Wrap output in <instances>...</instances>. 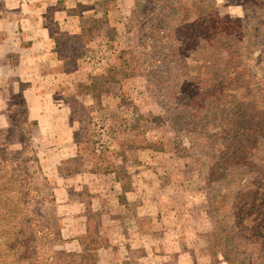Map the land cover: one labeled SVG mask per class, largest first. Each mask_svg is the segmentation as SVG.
<instances>
[{
  "label": "trees",
  "instance_id": "trees-1",
  "mask_svg": "<svg viewBox=\"0 0 264 264\" xmlns=\"http://www.w3.org/2000/svg\"><path fill=\"white\" fill-rule=\"evenodd\" d=\"M240 4L242 17L219 16L214 1H177L164 10L154 8L146 38L150 54L142 56L148 57L141 64L145 68H137V49L123 51L119 69L90 77L82 87L99 106L98 86H122L133 76L127 70L134 64L138 74L148 71L159 82L165 92L162 106L168 107L163 112L168 119L175 116L174 123L176 114L179 118L173 127L175 156L191 158L205 182L206 215L212 220V231L206 235L210 264H264V0ZM86 10L85 5L68 9L72 22L60 33L65 45L75 47L78 40L100 36L105 30L111 41L115 30L107 19L84 17ZM27 87L18 86L24 105L22 92ZM79 142L66 175L112 171L111 165L102 169L99 163L88 170L83 163L75 165L81 157ZM86 142L96 151L98 143ZM9 146L0 144V264H98L97 247L104 239L94 220L97 214L84 209L87 227L78 239L80 251L59 249L66 223L46 207L55 198L44 197L42 188L33 183L40 168L38 158L25 157L22 170L15 172ZM129 148L147 150L151 145L130 143ZM117 155L125 161L123 153ZM101 159L97 155L98 162ZM120 175L116 172L117 178ZM119 201L126 203L124 196Z\"/></svg>",
  "mask_w": 264,
  "mask_h": 264
},
{
  "label": "rangeland",
  "instance_id": "rangeland-1",
  "mask_svg": "<svg viewBox=\"0 0 264 264\" xmlns=\"http://www.w3.org/2000/svg\"><path fill=\"white\" fill-rule=\"evenodd\" d=\"M77 1L86 2V4H81L87 7L83 16L92 17L93 14L89 12L93 7L90 3L92 0H74V2ZM177 1L183 4L184 1L192 0L104 1L107 10L119 11L111 18L114 19L111 23L117 24L118 28L110 26L108 18L105 17L108 26L115 30L111 41L105 36L106 30L100 36L73 41L77 45L75 47L69 45V47L72 49L74 59L70 64H66V69L69 70L67 73L69 79L67 82L62 80L57 84L59 87L64 85L68 90L67 96L61 99L57 98V100L68 102L76 112L74 124H72L73 121L68 120L69 126L73 127V133L80 140L79 156L81 157L75 165L83 163L82 168L87 170L91 169L94 163H99L102 169L111 165L112 171L121 174L119 180L122 181L124 189L136 187L142 190L141 196L130 200V205L126 202V207L121 210L114 205L112 196L114 193H111V197L108 198L106 208L94 212L90 207V195L85 193L86 191L74 192L67 186L56 188L60 179L47 176L54 171V169H50L52 168L50 152L53 148L58 147L57 141L60 140L58 137H61L64 143L66 142L70 128L58 130L57 135L52 134V142L43 140L46 136L47 139L50 138L48 137L49 133H46L48 131L45 130L46 134L44 135V131L37 130L36 123L28 117L26 103L24 105L18 98V86L24 84L18 80L17 74H15L18 55L12 52L7 57L8 63L14 66L12 69L5 67L7 61L5 55L0 56V80L7 74L13 73L9 81L0 82V144L10 145L8 151L11 152V166L15 172L22 170V159L25 157L35 155L38 158L40 168L39 171L37 169L36 175L32 176L33 183L36 187L42 188L44 197L49 199V194H51L55 198V201L53 199V202L47 204L46 207H51L56 217H61L62 222L70 224L72 222L70 216L76 213V209L80 211L89 208L94 214H97V217H93L99 223L100 235L105 242L101 245L98 244L97 255L99 252L104 254V250L115 254L109 258H103L104 261L98 262V264H180L183 261L179 259V256H185L186 262L190 261L191 264H210L211 262L206 235L212 231V220L206 215L208 193L205 182L202 177L197 175L191 158L175 156L173 127L178 124L179 118L176 114L175 123L172 121L175 116L171 115V121L168 119V114H166L168 107L162 106V102L164 103L165 100L161 95H165V92L161 90L159 82H156L148 71L145 72V76L138 74L135 70L136 65L132 64L133 66L127 72L133 76L129 77L126 82L124 81L122 86H98V91L102 96L99 106L87 105L86 100L81 97V94L84 93L82 87L85 83H89L90 77L102 74L108 69L117 70L121 67L119 57L123 51L137 49L139 51V54H135L138 57L137 68L143 70L145 67L141 64L147 62V56L150 54L146 47L148 45L146 38L150 33L149 23L152 21L154 8L164 10L166 4H174ZM213 1L219 16H243L244 11L240 4L242 0H195L198 3ZM8 36L16 35L0 34V45L2 40ZM56 39H59L60 46L65 45L66 38L61 37L58 32ZM2 51L0 50V55L4 53ZM144 54L147 56L142 57ZM77 56L78 62L76 61ZM100 56L105 59V62L101 66L95 67L94 64ZM125 58L128 59L129 54ZM161 79L163 82H168L165 75H162ZM91 106L94 108L92 112L85 110V107ZM164 110L166 112H163ZM61 117H67V114ZM24 119H26L25 122ZM102 134H104V138ZM99 138L103 140L101 146ZM87 140L98 143L96 151H92V146L86 142ZM145 142L150 144L151 149L157 153L152 157L154 164H150L149 161L148 150L150 149L139 150L143 153H138V158L136 151L129 148L130 143L142 145ZM20 143H23V146ZM118 153H123L125 161L117 155ZM97 155L102 158L101 162H98ZM138 159L144 163L147 161L149 164H143V168L140 169V165L137 163H141V161ZM70 165L69 161L67 168H63L61 172L65 173ZM145 169L148 170L146 176L137 178V180L133 179L132 171L141 174ZM34 170L36 167L30 168L29 173ZM144 180L147 181V184L144 183ZM99 183L104 185L110 182L101 178ZM144 205L147 207L145 210L142 208ZM143 212L150 214L151 222L139 221L137 227L142 233L151 232L154 239L148 245L146 252L143 248H136L141 242L131 241L134 239L132 237L134 232L132 221L142 219ZM84 213L88 215L87 212ZM121 219L123 220L120 222ZM119 223L126 228L123 240H118V235L114 236L115 228ZM158 240L161 242H157ZM63 242L64 240H62L59 249L64 250ZM182 250L186 254L182 253ZM130 252L133 253L130 254ZM125 253L130 255L129 258L124 256ZM145 254L151 255L148 260L140 259Z\"/></svg>",
  "mask_w": 264,
  "mask_h": 264
},
{
  "label": "crops",
  "instance_id": "crops-1",
  "mask_svg": "<svg viewBox=\"0 0 264 264\" xmlns=\"http://www.w3.org/2000/svg\"><path fill=\"white\" fill-rule=\"evenodd\" d=\"M104 1L107 0L90 1L93 7L90 8L89 12L93 14L92 17L94 18H108L110 26L118 28L117 24L111 23L112 20L114 21V19L111 18L119 11L115 10L111 12V10H107L104 6ZM82 3L86 4V2H74V0H0V34L16 35L14 37L8 36V38L2 40L0 50H4L2 51L4 53L0 56L4 54L5 60H7L8 55L12 54V52L18 55L15 74H17L16 76L20 82L29 84L22 92V96L26 103L28 117L36 123L37 130L44 131V135L49 133L48 137L50 138L47 139L46 136L43 140H51L50 142H52L53 137L51 138V136L57 135L58 130L70 128V133H68L66 142L64 143L61 137H58V139H60L57 141L59 144L58 147L53 148L50 152L52 156L50 161L52 162V168L50 169H54V171L47 176L60 179L56 188L67 186L74 192L86 191L85 193L90 195V207L94 212L106 208L108 198L111 197V193H114V195H112L114 197V205L121 210L126 207V203L120 204L119 199L121 196H124L127 204L130 205V200H135L137 197L141 196L142 190L136 187L124 189L122 181L116 176V171H111L106 174L83 172L70 175L61 172L63 168H67V163L77 156V141L79 139L76 138V135L73 133V127L71 128L68 123L70 119L71 122L73 121L72 124H74L72 106L68 102L64 103L63 101L61 102V100H57V98L61 99L67 96V87L64 85L59 87L57 84L62 80L68 81L69 74L67 73L69 70L66 69V64H70L74 57L72 49L69 46H60V44H57L59 39H56V33H61L70 27L72 17L68 16V9L75 5H81ZM76 61L78 62V56ZM5 67L8 69L14 68V66L8 63V60L6 61ZM12 74H7L0 82L4 83L9 81ZM46 85L48 86L46 87ZM78 95L80 94L78 93ZM81 97L86 100L87 105L94 104L88 90L84 89V93L81 94ZM65 114H67V117L62 118L61 116ZM45 130L48 132L45 133ZM135 151L137 154L136 156L139 158L138 153L142 151ZM148 151L150 154V164H154V159L152 157L157 153L152 149ZM138 160L141 161V159ZM137 164L140 165L139 168L141 169L143 168V164L148 165L149 163L147 161L145 163L141 161V163ZM146 171L148 170L145 169L141 174L132 171L133 179L135 178V180H137V178H141L144 175L146 176L148 174ZM101 178L107 179L110 183L100 185L99 182ZM144 183L147 184V181L144 180ZM142 208L145 210L147 207L144 205ZM75 212L76 213L70 216L72 222L69 224L66 221L67 223L61 229V237L62 240H64L62 248L69 252L80 251L78 239L86 234V214L84 210L79 211V209H76ZM143 215L144 217L142 219L132 221V225H134L132 226V230L134 231L132 237H134V239L131 241L135 243L141 242L136 248H143L146 252L148 245L152 243L154 239L151 232L147 233V231H145L142 233L137 227L139 221L145 220L148 223L151 222L150 214L143 212ZM122 220L123 219H121L120 222ZM125 224L128 225V223ZM125 233L126 228L120 225V223L117 224L114 236L118 235V240H123ZM157 242L161 241L158 240ZM110 243H112V241H110ZM113 251L115 252L116 250ZM104 252V254L99 252L97 255L99 263L104 261L103 258H109L112 254L115 255L114 253H110L111 251L109 252V250H104ZM181 252L186 254L183 250ZM131 253L133 252H130V254ZM118 255L120 256L121 254ZM124 256L129 258L130 255L125 253ZM150 256V254H145L144 257L140 259L144 258L148 260ZM179 259L183 261V263L180 262V264H191L190 261L186 262L185 256H179Z\"/></svg>",
  "mask_w": 264,
  "mask_h": 264
},
{
  "label": "built area",
  "instance_id": "built-area-1",
  "mask_svg": "<svg viewBox=\"0 0 264 264\" xmlns=\"http://www.w3.org/2000/svg\"><path fill=\"white\" fill-rule=\"evenodd\" d=\"M104 62H105V59H104L102 56H100V58H98V59L96 60L94 66H95V67H99V66H101ZM93 63H94V62H93ZM101 132H102V130H101ZM99 137H100V135H99ZM102 137H103V138L105 137L104 134H102ZM102 143H103V140H101V139L99 138V144H100V146H101Z\"/></svg>",
  "mask_w": 264,
  "mask_h": 264
}]
</instances>
